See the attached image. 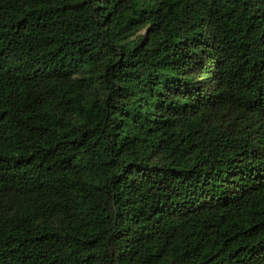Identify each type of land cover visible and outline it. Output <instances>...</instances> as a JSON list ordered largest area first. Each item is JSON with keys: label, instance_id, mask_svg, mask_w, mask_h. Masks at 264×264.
<instances>
[{"label": "trees", "instance_id": "16d2710c", "mask_svg": "<svg viewBox=\"0 0 264 264\" xmlns=\"http://www.w3.org/2000/svg\"><path fill=\"white\" fill-rule=\"evenodd\" d=\"M0 264H264V0H0Z\"/></svg>", "mask_w": 264, "mask_h": 264}]
</instances>
